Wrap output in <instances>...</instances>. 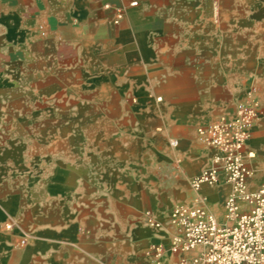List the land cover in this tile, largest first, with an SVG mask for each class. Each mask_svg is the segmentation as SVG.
I'll list each match as a JSON object with an SVG mask.
<instances>
[{"label": "crops", "instance_id": "crops-1", "mask_svg": "<svg viewBox=\"0 0 264 264\" xmlns=\"http://www.w3.org/2000/svg\"><path fill=\"white\" fill-rule=\"evenodd\" d=\"M131 1L0 0V117L26 100L32 121L26 147L33 163L41 159L45 181L42 210L26 211L32 237L23 250L14 251L12 234L0 230V264H177L178 254L167 247L174 229L166 206L191 195L220 224L230 223L224 181L196 192L179 185L215 153L201 146L195 127L234 108L225 94L228 76L239 79L242 66H212L208 15L194 0ZM23 76L26 90L20 91ZM68 100L80 121L74 135L60 122L52 126L58 137L40 145L38 132L46 128H36L40 118L63 119ZM169 136L175 137L171 149ZM10 137L0 154V201L11 188L4 179L19 164L24 176L31 174L19 158L23 143ZM245 147L254 152L247 160L253 190L264 183L260 119ZM132 180L141 181L138 191L130 190ZM147 180L171 182L147 187ZM142 206L164 218L161 229L142 223ZM2 217L0 210V224ZM151 239L163 245L161 261L154 249H143Z\"/></svg>", "mask_w": 264, "mask_h": 264}, {"label": "rangeland", "instance_id": "rangeland-1", "mask_svg": "<svg viewBox=\"0 0 264 264\" xmlns=\"http://www.w3.org/2000/svg\"><path fill=\"white\" fill-rule=\"evenodd\" d=\"M193 6L200 7L204 10L205 14L208 15V26L211 31L210 46L212 66L225 68L229 65H234L236 62H239L242 66V73L240 78L238 77L239 79H236V77L232 75L228 76L230 77L229 83L231 87L225 94L227 97L230 96L233 99L232 101H234L235 104L234 108L231 110H223L216 115L225 112H233L239 103L253 100L258 101L264 108V0H194ZM113 24L117 23H114L113 20ZM214 64L216 66H214ZM211 81L213 84L219 85L216 79L213 80L211 78ZM71 88L73 87L67 85V90H74ZM19 90H26L25 76L21 77L19 81ZM160 98H162V94L158 93L156 100ZM67 103L68 108L61 114L63 119L61 117H51L46 120L40 118V122L36 125V128L39 127L43 129V127H46L45 131L39 130L38 132V135L42 136L40 137V139H42L39 142L40 145L45 139L49 140L54 139V136L58 137V132L56 129H52V126L60 122H64L68 125L67 129L70 130L68 135H74V125L80 121L76 119V115L74 114L75 101L68 100ZM131 103H134V99L131 100ZM216 115H214L213 118H215ZM28 117L25 99L19 101L15 112H8L6 116L0 117V123L3 122L0 124V127L3 129L0 131V154L2 153L3 145L10 140V136H17L20 143H23L24 146L21 149L19 148V158L21 159L24 157V161H26V163L28 161L29 167H31V174L29 176H24L26 175L24 174V167L19 164V166H16L17 168L4 179L6 184L10 185L11 188L7 189L6 194L8 196H1L4 198L1 200L3 203L0 207L3 214L0 230L12 234V244L16 252L23 250L25 242L29 241L32 237L30 229L26 226V211L29 210L30 212L32 209L42 210L43 206V187L45 181H43L42 178L43 169L39 161L41 159L35 157L36 162H34V164L32 148L27 149L26 147L29 134L27 132V124L32 125V121L30 122ZM150 118L153 119L154 116L152 115ZM259 119L262 121V126L264 128V116L259 117L256 121L257 123ZM86 121L89 122L90 120L86 119ZM198 125H202V123ZM198 125H196V127ZM196 127L194 132L197 135ZM12 128H14L15 131L10 132ZM30 135L32 137V133ZM197 138L201 146H206L198 135ZM169 140L170 148L172 147L171 142L175 140V137L169 136ZM173 148L175 150L177 147ZM35 151L41 153L43 148L37 147ZM169 154H171V150H169ZM152 166L154 167L155 165ZM33 168H35V170H33ZM1 177L2 174H0V182ZM100 182L103 184L108 183V181ZM130 182L129 188L131 191H138L142 186L141 181L132 180ZM142 182L145 183L144 185L147 184V187H158L159 183L167 187L171 181L158 182L147 180ZM179 186L185 192L195 191L189 186V180L183 181V184ZM189 197L190 199H175L172 203H169L166 206L165 219L169 220V209L176 202L201 206L200 203L196 202V196L191 195ZM141 208L143 209H141L139 216L145 226L155 229H161L163 227L164 218L159 217L156 211L148 210L143 206ZM145 211H150V216L152 219H157L159 225L150 224L145 215ZM223 214H225V209ZM7 225H10V227L7 228ZM173 229L174 231L169 236V242L176 232L174 225ZM88 231L89 229L84 230L85 233ZM152 241L153 239H151L149 243L144 244V251L153 249V245L159 243Z\"/></svg>", "mask_w": 264, "mask_h": 264}, {"label": "built area", "instance_id": "built-area-1", "mask_svg": "<svg viewBox=\"0 0 264 264\" xmlns=\"http://www.w3.org/2000/svg\"><path fill=\"white\" fill-rule=\"evenodd\" d=\"M136 4L137 0L130 2L131 6ZM121 14L116 13L114 23ZM261 116L264 108L258 101L241 102L233 112L219 114L196 127L197 135L215 153L208 165L189 180V186L198 191L203 185L224 181L230 187L224 200L225 217L230 223L220 224L202 205L174 203L168 219L176 232L168 249L178 254L177 264H264V183L248 189L247 160L254 152L245 147ZM145 215L150 224L159 225L150 211ZM152 248L159 261L163 245L155 243Z\"/></svg>", "mask_w": 264, "mask_h": 264}]
</instances>
